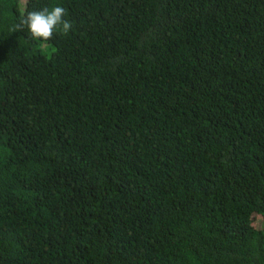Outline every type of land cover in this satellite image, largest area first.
Returning a JSON list of instances; mask_svg holds the SVG:
<instances>
[{"label": "trees", "instance_id": "trees-1", "mask_svg": "<svg viewBox=\"0 0 264 264\" xmlns=\"http://www.w3.org/2000/svg\"><path fill=\"white\" fill-rule=\"evenodd\" d=\"M0 264H264V0H0Z\"/></svg>", "mask_w": 264, "mask_h": 264}, {"label": "clouds", "instance_id": "clouds-1", "mask_svg": "<svg viewBox=\"0 0 264 264\" xmlns=\"http://www.w3.org/2000/svg\"><path fill=\"white\" fill-rule=\"evenodd\" d=\"M66 10L62 6L51 9L44 8L39 11L27 13L21 20L34 40L48 41L53 38L54 32L60 28L61 33L67 35L72 28V22L64 19Z\"/></svg>", "mask_w": 264, "mask_h": 264}]
</instances>
